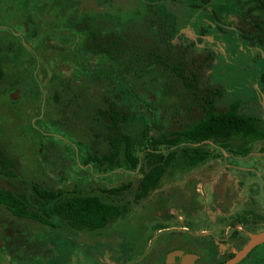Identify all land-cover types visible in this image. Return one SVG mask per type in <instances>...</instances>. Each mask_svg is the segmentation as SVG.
I'll use <instances>...</instances> for the list:
<instances>
[{"label": "rangeland", "instance_id": "rangeland-1", "mask_svg": "<svg viewBox=\"0 0 264 264\" xmlns=\"http://www.w3.org/2000/svg\"><path fill=\"white\" fill-rule=\"evenodd\" d=\"M175 66L194 73L191 89ZM261 73L264 0H0V184L52 223L0 204V264H149L130 252L139 239L238 249L264 228V138L181 139L157 185L134 193L149 137L199 117L205 95L264 127ZM110 100L128 113L118 127L135 166L122 143L114 160L93 159L110 149ZM33 183L60 194L40 198ZM73 194L122 209L72 227L51 206ZM259 244L234 264H264Z\"/></svg>", "mask_w": 264, "mask_h": 264}, {"label": "trees", "instance_id": "trees-1", "mask_svg": "<svg viewBox=\"0 0 264 264\" xmlns=\"http://www.w3.org/2000/svg\"><path fill=\"white\" fill-rule=\"evenodd\" d=\"M175 69L184 85L191 89L195 79L194 73L188 77L178 66H175ZM260 80L264 90V73L260 74ZM236 108L237 101H232L226 109L216 110L211 97L207 94L201 104L203 113L199 117L185 122L179 129H169L158 135H151L148 140L150 147L147 149V153L152 155V158L148 168L138 180V189L135 191L134 197L140 198L146 195L151 188L157 185L160 176L176 154L175 149L167 148L177 144L181 139H185L188 143H197L208 138H239L243 142L264 138V127L258 123L257 118L250 114L238 112ZM101 111L108 118L106 138L110 149L101 156H93V159L98 162L114 160L118 147L122 143L125 160L131 166H135L139 161V156L132 151L131 136L121 132L118 127L120 121L128 118V113L116 108L114 101L111 100L107 107ZM164 149H166L165 152H163ZM3 162V157L0 155V165ZM117 188L120 187H111L110 190ZM32 189L38 197L44 199H54L60 194L58 189L45 188L37 183L32 184ZM0 204L16 216L34 218L43 223L52 224L46 218V211L43 214L38 213L29 207L23 198L1 184ZM51 208L55 214L66 219L72 227L98 228L116 217L122 206L103 201L96 194H73L54 202ZM258 245L260 244L255 245V247Z\"/></svg>", "mask_w": 264, "mask_h": 264}, {"label": "flooded vegetation", "instance_id": "flooded-vegetation-1", "mask_svg": "<svg viewBox=\"0 0 264 264\" xmlns=\"http://www.w3.org/2000/svg\"><path fill=\"white\" fill-rule=\"evenodd\" d=\"M167 236L171 237V235ZM174 236L177 235H173V237ZM3 242L4 241L1 239V243ZM183 242L176 239H157L154 241L139 239L133 245L130 252H133L136 255L135 257L137 261L147 260L149 257L152 258V261L149 264H165L166 262H171L172 258L181 255V251L194 253L196 255L189 264H199L202 261L209 264H219L235 251L230 250L225 252V247L221 248L218 245L217 240L214 238L208 241H201L198 248L194 247L193 245H183ZM188 243L190 244L192 241H189ZM251 249L238 261L246 258ZM223 252L224 255L222 258H220Z\"/></svg>", "mask_w": 264, "mask_h": 264}, {"label": "water", "instance_id": "water-1", "mask_svg": "<svg viewBox=\"0 0 264 264\" xmlns=\"http://www.w3.org/2000/svg\"><path fill=\"white\" fill-rule=\"evenodd\" d=\"M264 241V228L249 234L247 240L236 249L229 257L219 264H234L240 260L255 245ZM196 255L194 253L181 251V255L171 259L165 264H189Z\"/></svg>", "mask_w": 264, "mask_h": 264}]
</instances>
